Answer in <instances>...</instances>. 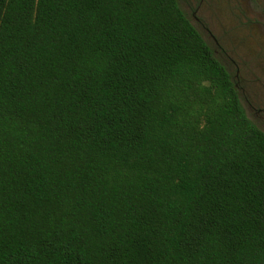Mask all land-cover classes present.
Here are the masks:
<instances>
[{"label": "trees", "instance_id": "obj_1", "mask_svg": "<svg viewBox=\"0 0 264 264\" xmlns=\"http://www.w3.org/2000/svg\"><path fill=\"white\" fill-rule=\"evenodd\" d=\"M0 264H264V132L178 0H0Z\"/></svg>", "mask_w": 264, "mask_h": 264}, {"label": "flooded vegetation", "instance_id": "obj_2", "mask_svg": "<svg viewBox=\"0 0 264 264\" xmlns=\"http://www.w3.org/2000/svg\"><path fill=\"white\" fill-rule=\"evenodd\" d=\"M183 5L230 73L246 115L264 132V0H185ZM227 14L232 23H225ZM239 29L246 33L238 34Z\"/></svg>", "mask_w": 264, "mask_h": 264}, {"label": "rangeland", "instance_id": "obj_3", "mask_svg": "<svg viewBox=\"0 0 264 264\" xmlns=\"http://www.w3.org/2000/svg\"><path fill=\"white\" fill-rule=\"evenodd\" d=\"M184 1H185V0H178V2H179V6H180V8L185 12V14H186L188 17H191V15H190V11L185 10V6L183 5V2H184ZM188 1H191V0H188ZM232 22H233L232 17H230V16L227 14L226 17H225V23L229 24V23H232ZM237 33L240 34V35H242V33H244V34L246 33V30H245V29H239V30H237ZM239 46L242 47V44L239 45ZM262 73H263V76H264V71H263ZM261 99L264 100V95H261Z\"/></svg>", "mask_w": 264, "mask_h": 264}]
</instances>
